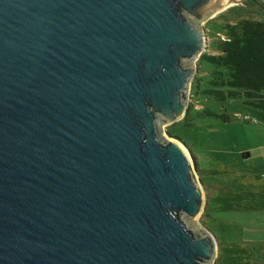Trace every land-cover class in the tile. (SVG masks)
<instances>
[{
    "label": "water",
    "instance_id": "1",
    "mask_svg": "<svg viewBox=\"0 0 264 264\" xmlns=\"http://www.w3.org/2000/svg\"><path fill=\"white\" fill-rule=\"evenodd\" d=\"M242 1L0 0V264H214L204 182L166 126L207 21Z\"/></svg>",
    "mask_w": 264,
    "mask_h": 264
},
{
    "label": "rangeland",
    "instance_id": "2",
    "mask_svg": "<svg viewBox=\"0 0 264 264\" xmlns=\"http://www.w3.org/2000/svg\"><path fill=\"white\" fill-rule=\"evenodd\" d=\"M257 1L251 2L249 6L253 8L252 12L250 8L247 12L249 16L264 19V0ZM222 22L223 18L218 19L217 26H221ZM215 28L210 25L208 32L213 35ZM209 43L208 38V45ZM207 51L217 53L214 49L207 48L204 52ZM197 62H201L197 75L203 76V87L210 79L209 61L200 58ZM192 95L190 102L193 103V108L188 118L183 122L178 120L176 124L166 128H170L173 134L184 136L187 142L174 138L182 142L193 157L200 159L199 172L201 173L202 169L205 177L216 175L222 179L231 174L239 182L240 176L244 184L247 183L245 180L248 181L247 189L238 183L234 185L237 192L223 191V197L210 206L211 211L206 199L200 220L216 235L219 242L214 264H264V241L260 242L255 236V231H264L261 223L264 213H260L258 209L259 205L264 206V190L255 189V186L251 185L257 181L254 179L255 174L251 175L252 178L241 175V168L248 165L240 166L239 161L235 160L253 159L250 164L254 166L259 162L257 159H264V105L246 102L242 96L220 100L206 94H196L191 90ZM164 131L167 133L165 126ZM244 150L250 151L252 157H245ZM224 163L231 166L228 174L222 171L225 168ZM245 195L249 198L246 202L243 198ZM205 212L209 217L206 218Z\"/></svg>",
    "mask_w": 264,
    "mask_h": 264
},
{
    "label": "trees",
    "instance_id": "3",
    "mask_svg": "<svg viewBox=\"0 0 264 264\" xmlns=\"http://www.w3.org/2000/svg\"><path fill=\"white\" fill-rule=\"evenodd\" d=\"M253 1L243 0L207 21L208 50L214 49L217 53L203 52L201 60L205 58L209 61L210 79L202 87L203 76L198 74L192 92L194 90L196 94H206L220 100L242 96L246 102L264 105V19L249 16L247 11L250 8L252 12L253 8L249 5ZM220 18L224 22L217 26ZM210 25L216 27L213 35L208 32ZM192 106L193 103L180 121L188 118ZM168 132L186 141L184 136L173 134L170 128ZM194 158L200 167L198 158ZM205 216L209 217L206 212Z\"/></svg>",
    "mask_w": 264,
    "mask_h": 264
},
{
    "label": "crops",
    "instance_id": "4",
    "mask_svg": "<svg viewBox=\"0 0 264 264\" xmlns=\"http://www.w3.org/2000/svg\"><path fill=\"white\" fill-rule=\"evenodd\" d=\"M243 153H245V157H252L251 152L250 151H246L244 150ZM236 161L238 160L240 163V166L244 165H248L245 168H241V170L239 172H242L241 175L243 174L246 176H249L250 178H252V174H255V184H251L253 186H255V189H262L264 190V159H257L259 162H256V165L252 166V164H250V161H252L253 159H235ZM199 163H200V159H198ZM225 164V168H223V172L225 174L230 173V167L231 166H227V163ZM203 170L201 169V177L203 179L205 188H206V195H207V200L209 201V211H211L210 206L216 204L218 202L219 198H222L223 195V191H227L229 193H233V192H237V189L234 187V185L236 186L238 183L241 184V187L243 188V186L247 189L248 186V181L245 180V182L247 183H243L242 178L240 176L241 181H237L236 177L231 176V174H229L228 176L223 177L222 179L220 177H217L216 175H211L209 177H205L203 172ZM247 191V190H246ZM230 195V194H229ZM245 199V202L248 201V196L245 195V197H243ZM258 209L260 210V213H264V206L261 204V206L259 205ZM211 214V213H210ZM212 215V214H211ZM262 218V215H261ZM261 223H263L264 226V219L261 220ZM264 228V227H263ZM255 236L257 238V240H259L260 242L264 241V231L262 233H259L257 231H255ZM263 249H264V245H262Z\"/></svg>",
    "mask_w": 264,
    "mask_h": 264
},
{
    "label": "bare ground",
    "instance_id": "5",
    "mask_svg": "<svg viewBox=\"0 0 264 264\" xmlns=\"http://www.w3.org/2000/svg\"><path fill=\"white\" fill-rule=\"evenodd\" d=\"M226 1V3H228V1H230V0H225ZM181 143V142H180ZM189 153V152H188Z\"/></svg>",
    "mask_w": 264,
    "mask_h": 264
},
{
    "label": "built area",
    "instance_id": "6",
    "mask_svg": "<svg viewBox=\"0 0 264 264\" xmlns=\"http://www.w3.org/2000/svg\"><path fill=\"white\" fill-rule=\"evenodd\" d=\"M246 117V116H245ZM263 150H264V145H263Z\"/></svg>",
    "mask_w": 264,
    "mask_h": 264
}]
</instances>
